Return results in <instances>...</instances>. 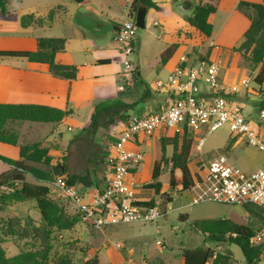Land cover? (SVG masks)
<instances>
[{
    "label": "rangeland",
    "instance_id": "374dc122",
    "mask_svg": "<svg viewBox=\"0 0 264 264\" xmlns=\"http://www.w3.org/2000/svg\"><path fill=\"white\" fill-rule=\"evenodd\" d=\"M167 10L168 5H164L161 13L151 12L147 19V28L138 29L136 53L131 58L136 71H141V76L134 75L133 85L130 86L129 92H127L130 100L128 103L140 102L143 85L147 84L153 92H157L155 83L160 80L165 81L168 77V71L160 63L168 35L162 32L161 26L154 24L155 21L162 20L165 17ZM188 18H186L187 22ZM84 34L85 38H82V40L85 44L88 42L90 52H72V56L77 59L74 61H79L78 63H82V65H88V62L94 57L92 51L97 48L96 44L101 43L105 47L106 44L113 43L114 34L109 32L102 36H95L85 31ZM186 35L184 46L193 47L195 52H192V54H197L200 57L210 56V52H199L200 47L197 48V46L203 45L204 42L199 36L194 37L191 29L186 32ZM250 53L251 51L236 52L235 56L241 57L239 58L241 69L232 71V73L228 72L227 79L240 83L242 78L251 75L250 87L256 88L254 77L257 78L262 65L254 66L248 59ZM223 57H226V54ZM120 59H116L118 63H121ZM139 64L142 67L140 70ZM86 67L85 74L88 75V66ZM101 70L103 71L105 68ZM139 81L143 82V85ZM107 82V78L102 79L101 82L97 81V86ZM162 106L161 97L153 93L149 101L137 103L127 115L158 112ZM256 106L257 103L254 107L256 108ZM250 107L251 104L245 103L243 114L249 119H255L256 115L251 114ZM88 109V103L84 104L79 116H73L68 123L60 127L63 136L62 143H68V145L55 153L50 166H38L48 171L54 178L62 176V174L67 179L76 176L86 182L91 181L94 187L104 188L110 167L109 156L112 145L116 142V137L113 134L109 135L112 132V126L98 129L89 128L88 126L82 130L78 122L85 124L88 121ZM119 122L122 123L123 121L117 120V123ZM69 126H71V130H68ZM201 137L206 138L202 152L198 153L195 145ZM161 138H166V142L172 146L167 148L165 154L167 162L164 163L163 172L165 173L160 179L163 183L160 194L156 195L153 190H145L141 186L151 176L152 171L148 167L151 164V159L146 158L145 155L148 154L151 157L154 155L153 146L145 148L146 152L143 151L144 161L141 166L137 170H131V173H141V177L134 187V198L145 202L155 198L161 217L154 222L135 221L100 229L79 221L71 230L61 232L53 230L51 250L45 264H83L86 260L96 256L99 259V264H142L147 257L154 260L160 259L164 264H183L180 253L184 249L197 248L213 250L215 257L223 255V261H220L219 264H246L243 253L238 246L228 241L224 243L211 241L208 234L191 227V221L195 219H227L237 225L249 226L256 231L261 224L258 209L255 206H250L252 211L248 212L243 206L222 204L207 198H198L195 191L182 193L180 173L175 174L177 186L174 190H171L169 187L171 169L173 168L171 159L175 145L180 150L184 142L191 140L189 162L195 176L200 159L209 160L219 154L225 155L238 170L253 172L264 167V152L247 145L243 138L234 137L227 125L208 135L204 131H199L194 136L187 134L186 137L182 132L155 135L152 139L155 147L156 141ZM56 165H63L65 173H62L61 168L55 169ZM26 179L30 183H41L29 174ZM83 186L80 183L78 184L80 188H85ZM0 195H2L1 191ZM169 198H174L171 204L168 203ZM2 202L0 200V244L6 256L11 258L21 253L41 251L43 244L38 237L39 234H35L32 228L43 225V217L36 202L28 201L11 205ZM135 202L137 201L135 200ZM59 204L65 215L77 216V210L71 204L64 201L59 202ZM186 216L189 217V221L184 220ZM229 236L231 235L227 234L225 238L227 239ZM158 242H161V244H158ZM116 244L122 245L118 247ZM215 257L210 259L208 263L212 264ZM152 264L157 263L152 262Z\"/></svg>",
    "mask_w": 264,
    "mask_h": 264
},
{
    "label": "crops",
    "instance_id": "0c3cea01",
    "mask_svg": "<svg viewBox=\"0 0 264 264\" xmlns=\"http://www.w3.org/2000/svg\"><path fill=\"white\" fill-rule=\"evenodd\" d=\"M153 1L158 4L159 9H149L147 19L151 12L155 11L159 14L162 12V7L168 5L165 17L154 22V24L157 23L158 26H161L163 33L168 35L162 52L170 46L176 45L175 53L165 65L161 63L160 59V63L168 71V75L177 64L181 54L195 52L193 47L184 46L186 32L191 29L193 36H199L204 42L203 45L197 46V48L200 47L199 52H210L209 57L223 66V78L233 83L232 79H227V77L232 71L241 69L239 65V58L241 57L238 58L235 55L236 52H242L239 51V48L245 41V34L251 26L250 15H253L251 11L239 10L238 6L241 2L264 4V0H192L195 6L208 4L216 8V12L209 17V22L213 26V33L210 37L202 35L187 22L186 18L190 17L193 11L183 12L180 10V6L186 0ZM73 3L70 0H8L7 8L9 12L7 14L0 12V51H36L40 39H64L66 41L65 49L56 55V63L78 68L76 80L69 82L54 78L46 64L32 63L21 57H0V104L40 105L70 111V114L59 123L10 121L7 124L8 129L14 130L18 134L19 145L39 143L43 147H48L50 155L53 157L61 148H66V145H68V143H62L63 136L60 127L68 123L73 116H79L84 104L88 103L87 113L89 119L85 124L78 122L82 130L89 126L94 108L98 103L108 99H121L126 103L130 102L127 92H129L130 86L133 85V83L125 85L122 80V73L124 72L123 58L120 55V45L115 40L122 23L131 15V4L127 3L126 0H86L82 4ZM52 10H55L54 19L51 23H47L45 19ZM25 15L42 18L44 23L42 25L34 23L28 27H23L21 18ZM94 26L95 29H93ZM84 31L95 36H102L109 32L114 34L113 43H108L105 47L101 43L96 44L97 48L92 51L94 57L88 62V65H82V63H78L79 61H74L77 59L72 56V52H90L88 42L85 44L82 40V38H85ZM224 54H226V57H223ZM118 58H121V63L117 62L116 59ZM233 58L234 60H232ZM100 60H110L111 62L109 64H99L98 61ZM86 66H88V75L85 74ZM103 68L105 70L102 71ZM141 68L139 64V70ZM136 75L141 76V71H136ZM106 78L108 80L106 84L97 86V81L101 82L102 79ZM139 82L143 85V82ZM143 86L145 88V85ZM120 87H124V90H120ZM250 96L251 94L241 93L235 99L242 106L245 103L251 104V114L256 115L255 111L259 106V101H257L256 96L252 95V98ZM160 97L164 104V98ZM115 127L112 126V132L109 135H115ZM68 130H71V126L68 127ZM159 135L156 134V136ZM154 137L142 136L139 139V146L142 151L146 152L145 148L154 147L152 157L148 154L145 155L146 158L151 159V164L148 166L151 171H153L156 160V147L152 141ZM0 156L18 160L19 147L0 142ZM189 168L195 179L190 162ZM9 169L10 166L0 160V175ZM164 173L162 172V175ZM178 173L181 174L179 170H175L174 175ZM110 174V170H108L106 184ZM162 175L159 178L160 182ZM132 177L136 184L141 177V173H132ZM151 177L152 172L150 178L146 181H149ZM100 190L94 186L88 188V200ZM155 201L157 202L156 199ZM133 202L136 205L145 201L133 197ZM156 208L158 207L156 206ZM184 220L189 221V217H184ZM197 220L201 219L191 221V227L192 223ZM183 252L180 253V256L183 264H185ZM153 260L147 257L142 264H152V262L164 264L160 259Z\"/></svg>",
    "mask_w": 264,
    "mask_h": 264
},
{
    "label": "built area",
    "instance_id": "2783aa9c",
    "mask_svg": "<svg viewBox=\"0 0 264 264\" xmlns=\"http://www.w3.org/2000/svg\"><path fill=\"white\" fill-rule=\"evenodd\" d=\"M126 2L131 4L132 0ZM135 16L136 13L131 14L121 25L115 39L123 58L125 85L132 84L136 74L131 58L138 42ZM254 80L256 88L250 87L251 76L242 78L240 83H230L223 78V66L216 60L192 52L181 54L167 79L155 83V93L164 98L160 111L134 114L114 125L116 142L109 156L111 174L106 186L88 200V188L69 185L66 177L57 176L49 183L51 197L55 201L70 202L81 222L96 229L156 221L161 217L158 208L141 207L133 202L136 184L131 170H137L144 161L139 139L185 130L193 136L199 131L208 135L227 125L234 137L243 138L247 145L264 152V108L259 105L264 101V82L259 84L256 76ZM241 93L254 95L259 101L255 119L244 116L242 104L235 99ZM205 138H199L195 145L198 153L202 152ZM198 163L191 190L198 198L237 206L253 204L261 209L262 222L249 242L263 247L254 264H264V167L242 172L223 154L209 160L200 159Z\"/></svg>",
    "mask_w": 264,
    "mask_h": 264
},
{
    "label": "trees",
    "instance_id": "16d2710c",
    "mask_svg": "<svg viewBox=\"0 0 264 264\" xmlns=\"http://www.w3.org/2000/svg\"><path fill=\"white\" fill-rule=\"evenodd\" d=\"M8 0H0V12L7 14ZM76 4H82L86 0H70ZM140 5L146 6L148 9H159L157 3L153 0H132L130 13L135 14ZM239 10L248 12L250 15L251 26L245 34V41L239 48V51H251L248 59L254 66L262 65L256 81L259 84L264 82V4L241 2L238 6ZM216 12V8L211 5H196L192 15L188 18V23L196 28L202 35L210 37L213 33V26L209 22V17ZM55 10L50 11L46 17L47 23L53 21ZM42 25L44 19L35 17L34 15H25L21 18V25L28 27L32 24ZM66 41L64 39H40L38 40V49L36 51H0V57H21L26 58L32 63L46 64L49 67L50 74L60 80L72 82L76 80L78 68L71 65H62L56 63V55L65 49ZM176 50V45L170 46L161 55V63L165 65L173 56ZM110 60H100L99 64H109ZM153 91L146 84L140 102L151 99ZM140 102L126 103L121 99H108L98 103L91 116L89 128L98 129L101 127H110L117 124V120L125 121L128 119L127 113ZM261 108H264V101L259 103ZM70 111L51 108L40 105L26 104H0V142L19 147V159L13 160L4 156H0V160L10 166V169L0 175V200L6 205L15 203H24L35 201L38 209L43 217V225L40 227H32L33 231L38 233L41 239L43 249L39 252L30 251L21 253L15 257L8 258L0 244V264H45L51 250V235L52 231L58 232L68 231L75 227L80 220L79 215L70 217L65 215L63 208L60 206V201H55L50 195L49 183L54 180L52 174L38 165L50 166L54 157L50 155V149L43 147L39 143L19 145L18 134L14 130L7 128L10 121H30L36 123H59ZM184 137L191 134L185 130L182 132ZM192 135V134H191ZM193 136V135H192ZM166 138H161L156 141V160L154 162L152 177L146 181L142 188L145 190H153L156 195H159L162 189V183L159 178L163 172L164 163L167 162L165 157L167 148L172 146L168 144ZM174 141V140H173ZM176 142V141H175ZM173 143V145L175 144ZM192 141L184 142L180 148L174 146L171 163L169 186L174 190L177 186L175 178V170H179L182 175L181 192L191 191L195 185V179L189 168V156L191 153ZM61 168L62 173L64 166H55V169ZM31 175L41 183H30L27 181V175ZM64 177V175L62 174ZM67 179V178H66ZM69 185L82 184L85 188H91L94 185L91 181H85L82 178L72 176L67 179ZM103 189V188H99ZM173 201L168 199V203ZM66 202V201H65ZM71 204L70 202H67ZM72 205V204H71ZM138 206L156 207L155 199L148 202L137 203ZM73 206V205H72ZM250 206H255L259 211V216L262 222L261 209L253 204L243 206L246 211L251 212ZM74 207V206H73ZM75 208V207H74ZM192 227L204 234H208L211 241L224 243L226 241L240 248L245 258L246 264H254L259 258L263 250L261 245H252L249 238L254 234V230L245 225H237L227 219H202L194 221ZM230 234L229 238H225ZM215 252L210 249L197 248L193 250H184L183 258L185 264H208L209 260L214 258ZM223 255L215 257L212 264H219ZM83 264H99L98 257L86 260Z\"/></svg>",
    "mask_w": 264,
    "mask_h": 264
},
{
    "label": "water",
    "instance_id": "95a60500",
    "mask_svg": "<svg viewBox=\"0 0 264 264\" xmlns=\"http://www.w3.org/2000/svg\"><path fill=\"white\" fill-rule=\"evenodd\" d=\"M195 9L194 2L192 0H186L181 6L180 10L183 12H192ZM149 9L144 6L140 5L136 16H135V25L138 27V29H146L147 27V17H148ZM95 29V26L93 27Z\"/></svg>",
    "mask_w": 264,
    "mask_h": 264
}]
</instances>
